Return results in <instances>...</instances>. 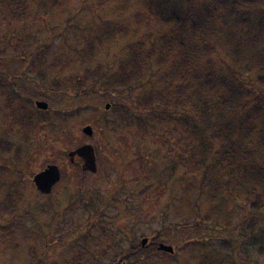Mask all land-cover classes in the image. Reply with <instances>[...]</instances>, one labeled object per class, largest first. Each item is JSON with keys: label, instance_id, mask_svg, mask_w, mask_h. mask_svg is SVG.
Instances as JSON below:
<instances>
[{"label": "trees", "instance_id": "obj_1", "mask_svg": "<svg viewBox=\"0 0 264 264\" xmlns=\"http://www.w3.org/2000/svg\"><path fill=\"white\" fill-rule=\"evenodd\" d=\"M140 1L162 28L127 42L115 71L109 64H97L81 76L60 75L65 66L60 60L63 53L47 56L52 38H42L26 24L0 33V63L14 59L33 69L36 76L27 75L26 70L18 73L26 85L44 78L42 81L75 97L108 94L107 110L115 113L108 122L114 129L133 123L143 129L146 123L173 121L195 141L194 163L200 171L198 176H188L191 180L184 184L190 191L181 196L184 219L166 223L163 214L159 228L143 246L133 236L126 248L107 245L102 254L112 252L107 264H153L156 255L169 254L155 248L144 251V246L152 240L158 243L164 229L175 233L194 226L228 237L212 236L219 241V256L199 249L204 247L205 236L191 239L197 248L190 264H240L246 260L264 264V0ZM60 6L61 0H0V11L7 10L15 19L25 21L35 8L48 14L54 27L58 24L52 20ZM114 25L101 24L98 35L83 42L85 50H92L93 40L125 32L122 25ZM8 82L9 78L0 79V89L7 94L5 105L11 111L21 110L26 96L13 79L10 86ZM133 90L142 92L134 103L139 108L115 102L113 97ZM31 114L27 109L14 121L29 128L36 123ZM11 144L0 137V151ZM180 164L166 162L165 172L172 181L182 177V173L178 178L174 175ZM7 196L6 203L13 201L11 193ZM5 212L1 207L0 216ZM3 230L1 243L12 231L7 226ZM94 262L91 264H105L99 258Z\"/></svg>", "mask_w": 264, "mask_h": 264}, {"label": "rangeland", "instance_id": "obj_2", "mask_svg": "<svg viewBox=\"0 0 264 264\" xmlns=\"http://www.w3.org/2000/svg\"><path fill=\"white\" fill-rule=\"evenodd\" d=\"M48 17L34 8L22 22L3 10L0 33L26 24L38 30L42 38H52L47 56L63 53L62 76H81L97 64H109L115 71L116 60L125 54L127 42L162 28L140 0H61L52 20L58 26L51 25ZM103 23L113 27L117 23L126 29L108 39L93 40L92 50H85L83 42L97 36ZM75 29L79 33H74ZM21 70L36 76L33 69L25 68L18 60L0 63V79L9 78V86L13 79L17 90L32 101L23 97L25 107L11 111L5 105L7 94L0 89V137L12 143L7 151H0V181L4 183L0 187V208H6L4 216H0V232L5 226L12 230L7 232L8 240L0 242V264H91L98 258L107 264L112 257L111 251L102 255L107 245L126 248L132 236L139 241L140 235L149 240L163 214L166 223L184 219L181 196L190 193L184 184L191 180L188 176H198L200 171L194 163L196 148L192 138L173 121L146 123L143 129L136 123L114 129L108 120L115 113L113 116V112L103 110L104 104L111 102L108 94L75 97L42 81L44 78H39L38 84L26 85L18 78ZM141 94L133 90L113 98L117 103L139 108L134 103ZM35 100L47 102V109L38 111ZM27 109L36 121L29 128L14 121ZM85 125L92 127V135L81 131ZM85 143L95 151L93 173L83 172L78 159L70 162L66 154ZM172 160L181 162L174 175L178 178L182 173V177L175 181L165 172L166 162ZM51 163L58 166L60 179L50 193L43 194L36 190L31 178ZM8 193L13 201L6 203ZM171 197L174 199L170 203ZM86 203L90 207H84ZM214 235L228 237L227 233L195 226L175 233L164 229L158 241L171 245L174 252L156 255L153 264L192 263L197 246L189 241L200 236L206 240L199 249L219 256L222 251ZM150 242L144 251L155 248L158 252L157 243ZM250 256L253 259L254 255ZM240 264L253 263L246 260Z\"/></svg>", "mask_w": 264, "mask_h": 264}, {"label": "water", "instance_id": "obj_3", "mask_svg": "<svg viewBox=\"0 0 264 264\" xmlns=\"http://www.w3.org/2000/svg\"><path fill=\"white\" fill-rule=\"evenodd\" d=\"M34 105L37 109L46 110L48 107L47 102L43 100H35ZM110 106L109 102L104 104V109H108ZM81 131L90 136L93 133V129L90 125H85L81 128ZM67 157L70 162H73L75 158L81 159V170L88 171V172H95L96 171V161H95V151L92 145L85 143L82 145L77 146L76 148L69 150L67 153ZM60 178V170L56 164H47L42 170L36 172L32 176V182L35 188L43 193L48 194L50 193L53 185L59 180ZM148 238L142 237L140 240V244L143 246L147 243ZM157 250L164 251L166 253H173L174 249L171 245L165 244L163 242H159L157 245Z\"/></svg>", "mask_w": 264, "mask_h": 264}, {"label": "flooded vegetation", "instance_id": "obj_4", "mask_svg": "<svg viewBox=\"0 0 264 264\" xmlns=\"http://www.w3.org/2000/svg\"><path fill=\"white\" fill-rule=\"evenodd\" d=\"M78 158H75L74 162L77 160ZM77 161H79L81 163V159H78Z\"/></svg>", "mask_w": 264, "mask_h": 264}]
</instances>
